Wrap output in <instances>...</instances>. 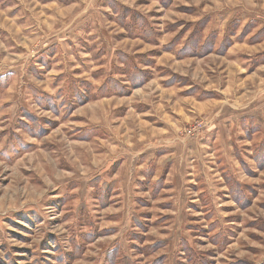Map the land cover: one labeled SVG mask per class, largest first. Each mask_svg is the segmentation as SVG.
<instances>
[{
    "label": "rangeland",
    "instance_id": "rangeland-1",
    "mask_svg": "<svg viewBox=\"0 0 264 264\" xmlns=\"http://www.w3.org/2000/svg\"><path fill=\"white\" fill-rule=\"evenodd\" d=\"M0 264H264V0H0Z\"/></svg>",
    "mask_w": 264,
    "mask_h": 264
}]
</instances>
